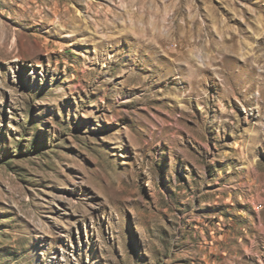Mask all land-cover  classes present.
<instances>
[{
	"label": "rangeland",
	"instance_id": "1",
	"mask_svg": "<svg viewBox=\"0 0 264 264\" xmlns=\"http://www.w3.org/2000/svg\"><path fill=\"white\" fill-rule=\"evenodd\" d=\"M0 264H264V0H0Z\"/></svg>",
	"mask_w": 264,
	"mask_h": 264
}]
</instances>
